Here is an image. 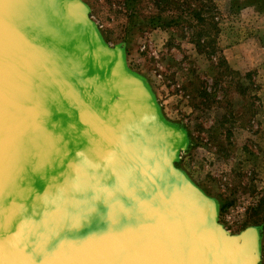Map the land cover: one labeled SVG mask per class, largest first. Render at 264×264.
Segmentation results:
<instances>
[{
  "label": "water",
  "instance_id": "95a60500",
  "mask_svg": "<svg viewBox=\"0 0 264 264\" xmlns=\"http://www.w3.org/2000/svg\"><path fill=\"white\" fill-rule=\"evenodd\" d=\"M188 146L82 0H0V264H259Z\"/></svg>",
  "mask_w": 264,
  "mask_h": 264
},
{
  "label": "rangeland",
  "instance_id": "374dc122",
  "mask_svg": "<svg viewBox=\"0 0 264 264\" xmlns=\"http://www.w3.org/2000/svg\"><path fill=\"white\" fill-rule=\"evenodd\" d=\"M82 1L163 117L187 130L177 166L215 201L218 223L260 229L264 264V0Z\"/></svg>",
  "mask_w": 264,
  "mask_h": 264
},
{
  "label": "trees",
  "instance_id": "16d2710c",
  "mask_svg": "<svg viewBox=\"0 0 264 264\" xmlns=\"http://www.w3.org/2000/svg\"><path fill=\"white\" fill-rule=\"evenodd\" d=\"M153 1H157V0H153ZM163 1H167V0H160L159 3L163 2ZM184 1H185V0H183L182 3H184ZM209 1H210L211 5H212L211 0H209ZM210 7L213 8V5L210 6ZM193 15H195L196 17H200V14H199L198 12H195V13L193 12ZM214 26H215V25H214ZM196 45H197V42H196Z\"/></svg>",
  "mask_w": 264,
  "mask_h": 264
}]
</instances>
